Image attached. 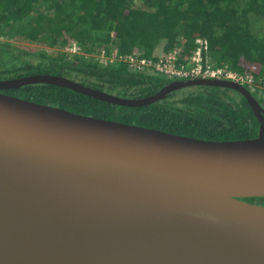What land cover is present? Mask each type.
Wrapping results in <instances>:
<instances>
[{
  "label": "water",
  "instance_id": "1",
  "mask_svg": "<svg viewBox=\"0 0 264 264\" xmlns=\"http://www.w3.org/2000/svg\"><path fill=\"white\" fill-rule=\"evenodd\" d=\"M46 83L121 106L211 85L248 101L258 136L207 140L2 92ZM264 114L231 80L126 98L54 74L0 79V264H264Z\"/></svg>",
  "mask_w": 264,
  "mask_h": 264
},
{
  "label": "trees",
  "instance_id": "2",
  "mask_svg": "<svg viewBox=\"0 0 264 264\" xmlns=\"http://www.w3.org/2000/svg\"><path fill=\"white\" fill-rule=\"evenodd\" d=\"M198 37L207 40L213 65H227L254 79L257 92L261 90L252 95L264 114V0H0V79L54 74L121 97H145L172 80L154 71L131 72L119 61L103 64L96 58L100 50L156 58L182 45L187 55ZM18 38L44 43L53 51L12 42ZM72 41L82 53H69ZM2 92L200 139L258 136L251 106L231 88L194 85L133 107L46 83ZM244 200L264 205V197Z\"/></svg>",
  "mask_w": 264,
  "mask_h": 264
},
{
  "label": "built area",
  "instance_id": "3",
  "mask_svg": "<svg viewBox=\"0 0 264 264\" xmlns=\"http://www.w3.org/2000/svg\"><path fill=\"white\" fill-rule=\"evenodd\" d=\"M196 46L189 54H183V46L177 45L165 56L158 54L156 58L143 57L141 53L129 54H106L100 50L96 58L102 60L103 64L119 61L128 65L131 72L154 71L168 79H224L244 85L254 92L256 83L254 79L243 73L230 69L227 65L215 66L208 57V42L205 38H196ZM69 53H82L81 48L72 41Z\"/></svg>",
  "mask_w": 264,
  "mask_h": 264
},
{
  "label": "rangeland",
  "instance_id": "4",
  "mask_svg": "<svg viewBox=\"0 0 264 264\" xmlns=\"http://www.w3.org/2000/svg\"><path fill=\"white\" fill-rule=\"evenodd\" d=\"M12 42H14V43H17L18 45H20V46H23V47H27V48H32V49H47L48 51H53V49L52 48H49L48 46H46L44 43H40V42H31V43H29V42H27V41H24V40H22V39H20V38H18V39H14V40H12ZM172 80H174V79H172ZM261 88V87H260ZM260 90L261 89H259L258 90V92H257V90H256V88H255V91H254V93H257V94H260Z\"/></svg>",
  "mask_w": 264,
  "mask_h": 264
},
{
  "label": "crops",
  "instance_id": "5",
  "mask_svg": "<svg viewBox=\"0 0 264 264\" xmlns=\"http://www.w3.org/2000/svg\"><path fill=\"white\" fill-rule=\"evenodd\" d=\"M158 54V52H156Z\"/></svg>",
  "mask_w": 264,
  "mask_h": 264
}]
</instances>
